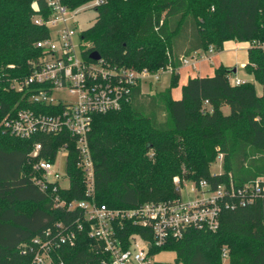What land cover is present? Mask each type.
<instances>
[{"label":"trees","instance_id":"16d2710c","mask_svg":"<svg viewBox=\"0 0 264 264\" xmlns=\"http://www.w3.org/2000/svg\"><path fill=\"white\" fill-rule=\"evenodd\" d=\"M90 1L64 3L76 9ZM34 3L0 0V264H35L28 244L56 222L77 218L84 228L77 230L73 244L53 251L55 264H103L102 244L91 236L82 211L55 207L31 178L34 143L44 144L40 157L55 160L67 142L71 186L62 195L87 198L76 137L62 132L22 138L1 127L7 114L34 106L23 90L11 87L13 79L33 71V61L42 54L37 41L50 33L47 25L34 22ZM94 9L96 21L82 35L87 60L98 51L119 66L176 69L167 88L143 91L138 86L121 108L94 115L89 146L99 203L132 208L174 200L180 196L174 183L178 175L194 182L206 179L215 188L230 176L242 184L264 174V48L254 43L264 42V0H106ZM227 40L252 43L244 68L253 80L233 83L234 69L220 65L213 75L190 77L182 96L174 98L181 57L211 45L222 50ZM224 105L230 106L229 113ZM220 153L223 169L213 173ZM162 251L175 253L174 264H264V198L223 209L218 229L192 228L182 238L153 245L150 255Z\"/></svg>","mask_w":264,"mask_h":264},{"label":"built area","instance_id":"2783aa9c","mask_svg":"<svg viewBox=\"0 0 264 264\" xmlns=\"http://www.w3.org/2000/svg\"><path fill=\"white\" fill-rule=\"evenodd\" d=\"M43 1L44 5L39 6L35 0L37 12L33 18L36 24L50 28L49 35L37 41L42 54L33 61L34 68L29 76L11 81V87L23 90L24 97L34 106L18 107L7 114L1 127L22 138L62 132L76 137L78 166L84 171L87 198L68 199L62 195V190L71 186L67 142L58 149L56 159L51 160L40 157L44 144L36 141L30 153L31 178L51 197L55 207L82 211L84 220L90 225L91 236L102 244L103 264H153L156 260L150 255L153 245L161 246L171 239L182 238L192 228L216 230L223 209H236L264 198L262 174L242 184H237L230 176L215 188L206 179L193 181L191 192L195 197L186 201L179 196L174 200L148 201L132 208H114L99 203L95 198V163L89 146L94 115L121 108L131 100L136 87L147 91L143 86L148 84L150 90L152 83L163 73H172L176 69L171 65L156 70L119 66L102 56L87 60L83 31L78 32L71 25L82 6L71 9L64 0ZM105 1L91 0L87 4L94 8ZM247 42L251 46L252 43ZM254 43L264 48V42ZM215 50L211 45L208 51L183 56L181 66L197 69L199 57H209ZM231 81L240 84L246 80L231 76ZM62 148L67 150L63 171L58 166ZM218 160L222 162L223 153L219 154ZM174 181L179 190V177H174ZM133 226L142 230L130 232ZM83 228L80 218L68 224L56 222L28 244L33 262L55 264L53 251L63 244H73L77 230ZM223 256L227 259L226 250Z\"/></svg>","mask_w":264,"mask_h":264},{"label":"rangeland","instance_id":"374dc122","mask_svg":"<svg viewBox=\"0 0 264 264\" xmlns=\"http://www.w3.org/2000/svg\"><path fill=\"white\" fill-rule=\"evenodd\" d=\"M164 16V15H163ZM97 17V11L94 8H91L89 4L83 5L79 12L72 18L71 20V25L77 29L78 32L85 31L89 29L90 27L93 26V24L96 21ZM245 46V44H244ZM241 57L244 58V55H247V50H242L241 51ZM210 60V59H209ZM233 67H237L238 70V76L245 77L249 80H253L252 74L248 73L241 65L240 62L238 61L237 63L232 64ZM234 76V74H233ZM171 80V73L170 72H165L162 74L161 78L159 80H155L152 83V90H163L167 86H169ZM256 88L258 93H262V85L259 82H255ZM144 89L148 90L149 86L148 84H144ZM180 90V87H175L173 89V94H177ZM223 110L225 113L230 112V106L229 105H224ZM66 156H67V150L65 148H62L59 152V164L58 166L60 169L63 171L64 166L66 164ZM223 169V163L221 161H216L215 163L212 164L211 170L213 173H219ZM179 179L181 181L179 195L180 197L186 201L188 199L194 198L195 195L193 192H191V187L193 185V181L188 179L187 177H181L179 176ZM175 183V181H174ZM176 187L177 184L175 183ZM156 260L164 262V264H174L175 263V253L171 251H162L154 256ZM224 264H229L228 260L224 261Z\"/></svg>","mask_w":264,"mask_h":264},{"label":"crops","instance_id":"0c3cea01","mask_svg":"<svg viewBox=\"0 0 264 264\" xmlns=\"http://www.w3.org/2000/svg\"><path fill=\"white\" fill-rule=\"evenodd\" d=\"M245 49L247 50V55H244V58H242L240 53ZM248 49L249 43L247 41L227 40L224 43L222 50H215L213 53L209 54V57H199L197 69L192 68L190 65L181 66L179 69L180 83L178 85L180 87V90L177 94H173L172 90L173 97L180 98L182 96V86L187 83L190 77H194L197 75H213L215 73V69L220 65L236 68L234 76H237L242 80H249L245 77L238 76L237 67L232 66V64L239 61L240 65L243 68L245 67V65L249 61Z\"/></svg>","mask_w":264,"mask_h":264},{"label":"water","instance_id":"95a60500","mask_svg":"<svg viewBox=\"0 0 264 264\" xmlns=\"http://www.w3.org/2000/svg\"><path fill=\"white\" fill-rule=\"evenodd\" d=\"M100 57H101V54L98 51H93L90 53V58H92L94 60H97ZM233 69H234V73H235L236 68H233Z\"/></svg>","mask_w":264,"mask_h":264}]
</instances>
